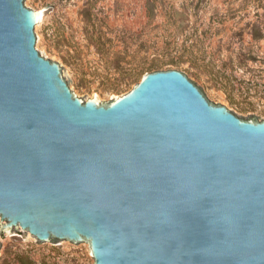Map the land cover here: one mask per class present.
Returning <instances> with one entry per match:
<instances>
[{
	"label": "water",
	"instance_id": "water-1",
	"mask_svg": "<svg viewBox=\"0 0 264 264\" xmlns=\"http://www.w3.org/2000/svg\"><path fill=\"white\" fill-rule=\"evenodd\" d=\"M31 0H0V234L95 264H264V119L176 68L102 103L43 56Z\"/></svg>",
	"mask_w": 264,
	"mask_h": 264
},
{
	"label": "rangeland",
	"instance_id": "rangeland-1",
	"mask_svg": "<svg viewBox=\"0 0 264 264\" xmlns=\"http://www.w3.org/2000/svg\"><path fill=\"white\" fill-rule=\"evenodd\" d=\"M43 56L102 103L147 72L184 71L210 101L264 119V0H31ZM173 61H179L175 65ZM1 225V221H0ZM0 264H95L88 247L0 234Z\"/></svg>",
	"mask_w": 264,
	"mask_h": 264
},
{
	"label": "trees",
	"instance_id": "trees-1",
	"mask_svg": "<svg viewBox=\"0 0 264 264\" xmlns=\"http://www.w3.org/2000/svg\"><path fill=\"white\" fill-rule=\"evenodd\" d=\"M173 63L175 64V65H179V61H173Z\"/></svg>",
	"mask_w": 264,
	"mask_h": 264
},
{
	"label": "bare ground",
	"instance_id": "bare-ground-1",
	"mask_svg": "<svg viewBox=\"0 0 264 264\" xmlns=\"http://www.w3.org/2000/svg\"><path fill=\"white\" fill-rule=\"evenodd\" d=\"M42 13H43V11L41 10V11H38V14L39 15H41L42 16Z\"/></svg>",
	"mask_w": 264,
	"mask_h": 264
}]
</instances>
